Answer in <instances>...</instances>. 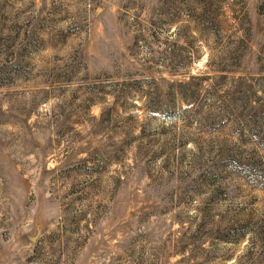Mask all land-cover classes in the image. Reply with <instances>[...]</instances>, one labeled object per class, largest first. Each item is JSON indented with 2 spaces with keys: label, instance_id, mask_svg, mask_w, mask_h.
<instances>
[{
  "label": "rangeland",
  "instance_id": "obj_1",
  "mask_svg": "<svg viewBox=\"0 0 264 264\" xmlns=\"http://www.w3.org/2000/svg\"><path fill=\"white\" fill-rule=\"evenodd\" d=\"M0 264H264V0H0Z\"/></svg>",
  "mask_w": 264,
  "mask_h": 264
}]
</instances>
